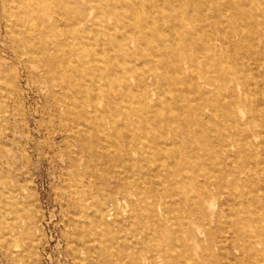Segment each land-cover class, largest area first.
<instances>
[{
	"label": "rangeland",
	"instance_id": "obj_1",
	"mask_svg": "<svg viewBox=\"0 0 264 264\" xmlns=\"http://www.w3.org/2000/svg\"><path fill=\"white\" fill-rule=\"evenodd\" d=\"M0 264H264V0H0Z\"/></svg>",
	"mask_w": 264,
	"mask_h": 264
},
{
	"label": "bare ground",
	"instance_id": "obj_2",
	"mask_svg": "<svg viewBox=\"0 0 264 264\" xmlns=\"http://www.w3.org/2000/svg\"><path fill=\"white\" fill-rule=\"evenodd\" d=\"M110 13V12H109ZM160 131V130H159Z\"/></svg>",
	"mask_w": 264,
	"mask_h": 264
}]
</instances>
